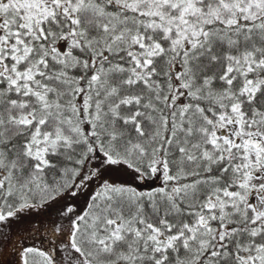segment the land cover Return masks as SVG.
<instances>
[{"label": "snow or ice", "instance_id": "obj_1", "mask_svg": "<svg viewBox=\"0 0 264 264\" xmlns=\"http://www.w3.org/2000/svg\"><path fill=\"white\" fill-rule=\"evenodd\" d=\"M0 264H264V0H0Z\"/></svg>", "mask_w": 264, "mask_h": 264}]
</instances>
